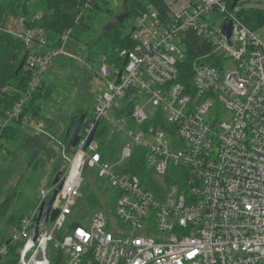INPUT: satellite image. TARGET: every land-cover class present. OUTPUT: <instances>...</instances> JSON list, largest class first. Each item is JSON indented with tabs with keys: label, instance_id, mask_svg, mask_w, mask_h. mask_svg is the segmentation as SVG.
I'll use <instances>...</instances> for the list:
<instances>
[{
	"label": "built area",
	"instance_id": "built-area-1",
	"mask_svg": "<svg viewBox=\"0 0 264 264\" xmlns=\"http://www.w3.org/2000/svg\"><path fill=\"white\" fill-rule=\"evenodd\" d=\"M232 2L176 0L164 15L147 5L134 18L122 69L100 61L104 88L93 97L76 146L66 151L35 123L39 135L60 146L62 186L47 214L57 184L41 189L34 208L0 236V264L11 249L14 264H50L56 256L63 264H264V43ZM225 19L232 22L229 39ZM23 22L0 23V33L22 42L30 76L0 131L21 118L58 54L46 50L42 29ZM199 39L209 52H195L186 71L182 62ZM227 63L233 68L224 72ZM146 104L157 109L151 118ZM101 125L106 139L95 135ZM114 134L117 152L103 159L99 144ZM140 154L144 181L130 163ZM86 167L111 191L104 207L82 202Z\"/></svg>",
	"mask_w": 264,
	"mask_h": 264
},
{
	"label": "rangeland",
	"instance_id": "rangeland-1",
	"mask_svg": "<svg viewBox=\"0 0 264 264\" xmlns=\"http://www.w3.org/2000/svg\"><path fill=\"white\" fill-rule=\"evenodd\" d=\"M13 1L15 0H0V23L3 25V27L5 26V24L10 23L11 20L14 19L16 14L23 12V10L21 9L23 1L17 0L16 2H18L19 4ZM57 1L59 0H28V2L26 3L29 4V7H26V9H29V12L39 10L42 11L43 15H47L49 18L51 17V19L49 20L48 28L50 29V31L54 29L55 31H58V33H60L59 29L66 26L69 21L66 20L63 22L65 14H60V22L58 21L60 25H56V28H53L51 26L52 17H54V15L57 14L58 11H60V8L54 7L53 5L49 9L47 8L50 3H54ZM109 1L110 7L108 12L110 13H107V15L105 13V15H103L102 17H97V19L92 24V28L88 30L90 32L86 35H83V37L86 38V41H72L71 38H68V34L70 32L69 30L62 35V45L57 50L58 54L52 59L50 65L48 66V69L41 77V79L44 80L45 85H53L55 89L52 95L49 96V100L47 101V103L42 104L41 109L43 112V117L52 120L54 122L52 126L61 127L63 131L68 128L70 122L72 121V118L75 116V114H77L78 111L82 112L83 110L87 109L91 110V108L93 107L94 95L100 93L104 88L103 82L97 75L98 62L87 61L89 57L88 55H90L87 44L94 42L97 38H99L104 30V26L111 22L114 17L116 18L127 12L124 8L125 0ZM147 1L150 0H144L143 3ZM163 1L167 6H171L173 8L177 7V5L175 4L176 0ZM4 4H6V7H3ZM249 9L258 11L259 13L263 14V19L261 20L257 30L254 28H250V26L247 24L245 25L248 27V29L254 32V36L256 37V39L264 43V0H240V3L235 6L234 12L236 14H239L240 12L243 13ZM246 15V17H248L252 14L246 13ZM256 20L255 18L253 19L255 25ZM123 25L124 31L129 32V29L134 25V19L131 17L126 18L123 21ZM255 28H257V25L255 26ZM65 34L67 37L63 38ZM14 43L18 42L14 40ZM237 47V45L234 46V49ZM34 49L37 50V47H34ZM14 50L20 51V45H14ZM98 56L99 55H93L94 58L92 59L96 60ZM103 58L105 57L102 56L100 61ZM187 58L189 59V61H191L195 58V54L189 53ZM207 61L210 60L208 59ZM211 64L216 66L215 63ZM232 68L233 65L227 63L223 71L228 72ZM14 69L15 68L12 67V72H10V75H12V77H14L15 81H17L18 83L19 79L22 81V78L20 77L21 75H15L16 71H13ZM17 83L11 82L12 85L9 84L1 87L0 93H3V95H5V97L7 98L6 100H8V105L3 108L2 111L0 109V122L5 118V113H7L8 116L11 108L15 105L18 98L21 96V91L18 92V89H15L17 87ZM30 99L31 97L27 100L26 104ZM156 110L157 109L151 104H146L144 106V111L149 116V118L153 116ZM17 121H19V119H12L9 121L10 123L7 125L9 127V130L16 126L13 124L17 123ZM22 124L26 126L23 121ZM33 126H36V124L34 123ZM33 126H26L28 128H21L22 136L19 135L18 139L19 141H21L20 143H18V141H12L11 138H6L1 142L2 131H0V142L4 143V147L8 149L6 152V149L3 146H0V167L5 168L8 165H11V161L13 157H15L13 161L14 164L12 166L13 172L7 179L5 185L1 190L0 205L8 207V209L5 213V216H3L0 221V236L7 234L11 229V227H9L10 224L8 223V221L11 220L10 218L15 214L20 217L25 211L26 207H29L27 205L33 202L38 197L40 190L48 187V185L52 183L55 174L59 171L58 168H60V146L53 140H46L45 137L47 136L39 135L38 131L35 130L36 127L33 128ZM97 131L96 133H94L99 139L107 138L108 133H106V135H103L104 133L100 135L99 131ZM15 132L16 130L14 128L9 131L7 135L9 134L13 137ZM26 136H31L32 138L36 137V142L31 141V143H25L24 139L26 138ZM111 139L109 140V142L111 141ZM120 139V144L124 145L126 143L125 137L120 136ZM53 152H56L58 154V157L56 159L55 157H53L55 156ZM83 176V193H99L98 196L100 200L98 201V207H100L101 205L102 207H104L106 202L111 201L110 189L101 187L102 189H104V191L107 190L109 193L104 195L103 193L100 194L101 192H99L100 190L99 188H97L99 187V183L95 181L93 172L89 168L86 167L84 169ZM93 212L94 210L90 211V215ZM13 222H15V219L14 221H12V223Z\"/></svg>",
	"mask_w": 264,
	"mask_h": 264
},
{
	"label": "trees",
	"instance_id": "trees-1",
	"mask_svg": "<svg viewBox=\"0 0 264 264\" xmlns=\"http://www.w3.org/2000/svg\"><path fill=\"white\" fill-rule=\"evenodd\" d=\"M16 1L17 0L13 2H16ZM22 1L23 2H22L21 9L23 10V12L16 14L14 18L22 17L24 19V22H23L24 28L42 29L46 33V36H47L46 37L47 44L45 47L47 51L59 49L62 45L61 37L68 30L70 31L68 34V38H71L72 41L74 42H81L82 40L86 41V38L83 37V35H86L87 33L90 32L88 30L92 28V24L97 19V17H102L103 15H105V13L106 15L107 13H110L108 12L109 7H110L109 0H59L57 2L50 3V5L47 7L48 9L52 7V5L54 7L60 8V11H58L57 14H55L54 17H52L51 26L53 28H56V25L58 26L60 25V23H58L60 16H61L60 14H65L63 22L66 20L69 21L66 24V26L59 29L60 33H58V31H55L54 29L50 31V29L48 28L49 20L51 19V17L49 18L47 15H43L42 11H39V10L34 11V12L32 11L29 12V9H26V7H29V4L26 3L28 2V0H22ZM143 1L144 0H125L124 8H125V11L128 12V17H131L134 19L138 14H140L145 9L146 5H149V4L152 5L153 7L157 5L155 8L158 10V12L161 13L162 15L165 14L167 5L164 3L163 0H157V1L150 0L145 3H143ZM3 7H6V4H4ZM246 13H251L252 15L246 17L247 16ZM38 15H39V18H37ZM237 17L244 24L249 25L250 28L252 29L254 28L257 30L261 20L263 19V14L259 13L258 11L249 9L243 13L240 12L239 14H237ZM254 18L255 20L257 19L256 20L257 28H255L256 25L253 22ZM130 33H131V28L129 29V32H125L123 22L121 24H118L116 22V18L114 17L111 22H109L108 24L104 26V30L99 36V38H97L94 42L87 44L89 54H90L88 55L89 57L87 61H90V62L97 61L99 65L101 57L104 56L106 59V62L109 65L121 70L123 67L122 65L123 57L120 54L123 51L130 50L133 46L132 45L133 42L130 39ZM14 40H16L18 43H14ZM18 44L20 45L21 50L15 51L14 45L17 46ZM0 45H1L0 47V90H1V87L4 85H9V84L12 85L11 82L17 83L14 77L10 75L11 74L10 72H12V67L15 68L13 71L17 70L18 65L20 64L22 58L24 57V47L20 39H18L17 37L11 34H7V33H0ZM192 49H193L192 51L194 54L196 52L201 55H205L209 52V45H207L206 42L199 39V40H196L192 44ZM93 55H99V56L95 60V59H92L94 58ZM188 62H190L188 58H186L185 61L182 62L183 66H185L184 69L187 71H189ZM15 75H21L20 77L22 78V81L19 79L16 85L17 87L15 89H18V92L23 91L26 88L29 78H30L29 71H27L25 67L23 66L17 74L15 73ZM54 90L55 89L53 85H48V84L45 85L44 80L42 79L36 91H34V93L32 94L31 99L28 101V103L23 108L21 118L19 119V121H17V123L13 124V125H16L15 127L12 128V129L15 128L16 130L13 137L9 134L7 135V133L11 131L12 129L9 130V127L6 126L2 130L1 132L2 134L0 133L2 137L1 142L6 138H11L12 141L14 142L18 141V143H20L21 141H19L18 139H19V135L22 136L21 128H28L30 126H33L34 123L42 121L41 123H43V128L45 129L47 133H49L51 136H53L54 138H56L63 144H66L70 136V133L74 125L76 124L79 116L81 114H84L86 118L91 115V111L89 109L83 110L82 112L78 111L77 114H75V116L72 118V121L70 122L68 128L65 129L64 131L61 129V127H53L52 124H54V122L52 120L47 119L46 117H43V114H42L43 112H42L41 107H42V104L47 103V101L49 100V96L52 95ZM0 96H1L0 97V109L2 111V109L8 105V100H6L7 98L5 97V95H3V93L2 94L0 93ZM24 119L28 121L26 125L28 127L22 124V121ZM97 130L99 131L100 135H102L103 133H104L103 135H106V133H108L107 128L102 125ZM45 139L48 141L51 140L49 137H45ZM110 139L111 141L109 142V144H104L102 142H100L99 144L100 145L99 152L101 153L103 159H106V156L108 155L109 152H110L109 156H113L117 152V149H118L117 135L114 134L113 136L110 137ZM24 140H25V143L27 142L31 143V141L36 142V137L32 138L31 136H26ZM1 142H0V146L4 147V143H1ZM4 148L6 149V152H7L8 149L6 147ZM53 154L55 155L53 157H55L56 159L58 157V154L56 152H53ZM14 159L15 157H13L11 161V165H8L5 168L0 167V196H1V190L3 186L5 185L7 179L11 176L13 172L12 166L14 164L13 163ZM133 159L135 160L130 162L131 166H133L132 171L134 174L138 175L142 181H144V178H145L144 174H145L146 166L143 160V156H141L140 154L138 158L134 157ZM50 185H52V183ZM97 188H99L100 190L99 192H101L100 194L103 193L104 195V194L109 193L107 190L104 191V189H102L101 186ZM85 193H83V190H82L83 204H86L89 207L99 206L98 205L99 204L98 201L100 200L98 196L99 193H92V192L87 193V194ZM36 200L37 198L33 202L27 205L29 207L28 208L26 207L25 211L22 213L20 217L16 214L13 215L10 218L11 220L8 221V223L10 224L9 227L15 226L26 213L30 212L34 208L36 204ZM7 209L8 207L0 205V210H1L0 211L1 213L0 221L3 218V216H5ZM14 219H15V222L12 223ZM14 251L15 249H11L9 253L10 256H8L4 262L5 264H14L16 262ZM50 264H63V262L58 256H56V257H51Z\"/></svg>",
	"mask_w": 264,
	"mask_h": 264
},
{
	"label": "water",
	"instance_id": "water-1",
	"mask_svg": "<svg viewBox=\"0 0 264 264\" xmlns=\"http://www.w3.org/2000/svg\"><path fill=\"white\" fill-rule=\"evenodd\" d=\"M239 1L240 0H233V2L231 3L230 9L233 10ZM127 17H128V12H125L122 15L116 17V22L118 24H121ZM222 28H223V30L225 32L226 38L229 39L231 34H232V22L229 19H225L224 22H223ZM126 60H127V57L124 58L123 64H125ZM24 64H25V60H24V58H22L20 64L17 67L16 74L24 66ZM84 118H85V115L81 114L79 116V118L77 119V122H76V124H75V126H74V128H73V130L71 132V135L69 137L68 143L66 145V151H69L71 148H74L76 146L77 142L79 141V131H80V127H81V124H82ZM94 132H95V129H93L92 132L90 133V135H89V137L87 139L86 145H88L89 142L91 141V139H92V137L94 135ZM60 175H61V172L58 171L55 174L54 179L52 181V184H57V189H55L53 191L52 196H51L50 200L47 203L48 207L46 209V214L48 213V211H49V209H50V207H51V205H52V203H53V201H54L59 189L62 186V181H59ZM57 214H58V210L57 209L53 210L50 219L53 220ZM36 220H38V217H36ZM35 231H36V228H35Z\"/></svg>",
	"mask_w": 264,
	"mask_h": 264
}]
</instances>
